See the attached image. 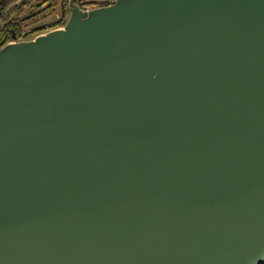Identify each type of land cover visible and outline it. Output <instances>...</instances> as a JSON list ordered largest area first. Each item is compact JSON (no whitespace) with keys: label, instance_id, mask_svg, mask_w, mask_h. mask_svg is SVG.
I'll return each mask as SVG.
<instances>
[{"label":"water","instance_id":"1","mask_svg":"<svg viewBox=\"0 0 264 264\" xmlns=\"http://www.w3.org/2000/svg\"><path fill=\"white\" fill-rule=\"evenodd\" d=\"M69 5L0 49V264H264V0Z\"/></svg>","mask_w":264,"mask_h":264},{"label":"built area","instance_id":"2","mask_svg":"<svg viewBox=\"0 0 264 264\" xmlns=\"http://www.w3.org/2000/svg\"><path fill=\"white\" fill-rule=\"evenodd\" d=\"M35 2L36 1V5H40L38 4L39 0H17L11 7L13 6H16V12H14L6 21H3L1 22V32H4L5 36L0 38V49L2 47H4L5 45H8V44H13V43H17V42H22V41H29V40H24L26 38V34L27 32H23L21 33V35H16V36H10V31L8 29H6V27L4 28V26H7V24L11 21H17V20H20L23 15L25 16V10H26V2ZM65 4L67 6H69V4L71 2H73L77 7L78 9L83 12V13H88L92 10H95V9H98V8H102V7H107V6H110L112 5L115 0H64ZM30 10H33V13H35V9L30 7ZM67 10L70 11V7H67ZM30 12H27L26 15H28ZM32 14H30V18L32 17L33 21H36L38 22L39 20H43L45 21L46 19L50 18V16H46L47 14V10L33 16ZM59 17V16H58ZM31 21V22H33ZM43 21L37 24H35L33 27H30V29H28V33H34L36 31H44L46 30L45 32H42V33H38L36 36H34L35 38L38 37V36H41V35H45L47 34L48 32H51V31H54V30H59V29H62V28H54L53 26H56V23H57V19H53L52 21H49V22H44L42 23ZM34 22V23H36ZM62 25H63V22H62ZM45 33V34H44ZM32 37V38H34ZM34 38V39H35ZM30 40H33V39H30Z\"/></svg>","mask_w":264,"mask_h":264},{"label":"rangeland","instance_id":"3","mask_svg":"<svg viewBox=\"0 0 264 264\" xmlns=\"http://www.w3.org/2000/svg\"><path fill=\"white\" fill-rule=\"evenodd\" d=\"M30 3L36 4V1L35 2L34 1L30 2ZM38 4H41V2H39ZM42 4H43L42 7H36L34 5V6H32V8H34L35 12H37L41 8L49 5L48 8H47V13L50 14V18L46 19L45 21L39 20L38 22L33 23V22H31V21H33L32 20L33 18L31 17L29 20L24 21L23 23H21V25H23V24H25L27 22H30L29 25H26V26L23 27V32H27V33H25L26 34V38L24 40L34 39L35 38L34 36H36L38 33H42V32H45L47 30L46 29L44 31L40 30V31H36L34 33H28V29H30V27H33L37 23L40 24L41 21H43L42 23H44V22L52 21L53 19L54 20L57 19L56 26H53L54 28H63L66 25V23L68 22V20L70 18L71 10L70 11L67 10V7H70V5L67 6L65 4L64 0H45ZM27 12H30V13L28 15H26ZM32 13H33V10H30V7L26 6L25 16L23 15L22 18H27ZM62 22H63V25H62ZM9 24H8V26H9ZM4 36H5L4 32H0V38H2ZM32 37H34V38H32Z\"/></svg>","mask_w":264,"mask_h":264},{"label":"trees","instance_id":"4","mask_svg":"<svg viewBox=\"0 0 264 264\" xmlns=\"http://www.w3.org/2000/svg\"><path fill=\"white\" fill-rule=\"evenodd\" d=\"M17 0H0V28H1V22L6 21L14 12H16V6L11 7ZM41 1L40 5H36L34 3H30V2H26V6L27 7H32V6H36V7H42L43 6V2L45 0H39ZM49 6V5H48ZM48 6H45L43 8H41L40 10H38L37 12H35L34 14H32L33 16L47 10ZM46 16H50V14H46ZM30 19V15L27 18H21L20 20L17 21H11L9 22V26L7 24V26H4V28L6 27V29H8L10 31V36H16V35H21V33H23V27L26 25H29L30 22H27L23 25H21V23H23L24 21H27ZM36 21H33V23ZM1 32V30H0Z\"/></svg>","mask_w":264,"mask_h":264}]
</instances>
